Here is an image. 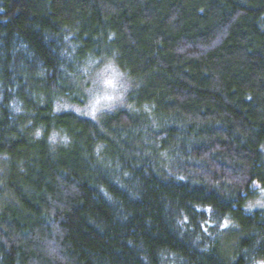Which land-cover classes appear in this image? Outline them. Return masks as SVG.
<instances>
[{
  "label": "trees",
  "instance_id": "16d2710c",
  "mask_svg": "<svg viewBox=\"0 0 264 264\" xmlns=\"http://www.w3.org/2000/svg\"><path fill=\"white\" fill-rule=\"evenodd\" d=\"M0 264H264V0H0Z\"/></svg>",
  "mask_w": 264,
  "mask_h": 264
},
{
  "label": "rangeland",
  "instance_id": "374dc122",
  "mask_svg": "<svg viewBox=\"0 0 264 264\" xmlns=\"http://www.w3.org/2000/svg\"><path fill=\"white\" fill-rule=\"evenodd\" d=\"M128 89L129 84L126 83L125 78L113 67H107L103 72L94 74L91 77L87 106L74 110L80 115L95 119L104 111H112L126 106L123 100L127 96ZM103 97H108V100L103 103H97Z\"/></svg>",
  "mask_w": 264,
  "mask_h": 264
},
{
  "label": "clouds",
  "instance_id": "9594fccd",
  "mask_svg": "<svg viewBox=\"0 0 264 264\" xmlns=\"http://www.w3.org/2000/svg\"><path fill=\"white\" fill-rule=\"evenodd\" d=\"M108 100V97H103L102 100H98L97 103H103Z\"/></svg>",
  "mask_w": 264,
  "mask_h": 264
}]
</instances>
